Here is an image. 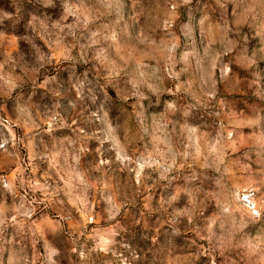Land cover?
<instances>
[{"label":"rangeland","instance_id":"obj_1","mask_svg":"<svg viewBox=\"0 0 264 264\" xmlns=\"http://www.w3.org/2000/svg\"><path fill=\"white\" fill-rule=\"evenodd\" d=\"M0 264H264V0H0Z\"/></svg>","mask_w":264,"mask_h":264}]
</instances>
